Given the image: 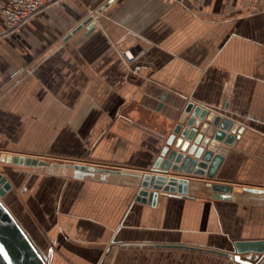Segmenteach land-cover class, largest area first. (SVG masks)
Here are the masks:
<instances>
[{
	"label": "crops",
	"instance_id": "crops-1",
	"mask_svg": "<svg viewBox=\"0 0 264 264\" xmlns=\"http://www.w3.org/2000/svg\"><path fill=\"white\" fill-rule=\"evenodd\" d=\"M7 3L0 153L63 165L25 172L19 198L35 224L13 212L44 254L63 264H244L237 243L264 241V193L217 198L209 184L264 190V0H110L91 32L68 39L80 25L71 10L46 9L7 33ZM189 102L238 127L217 147L216 178L189 176V197L137 202V175L151 171ZM77 163L114 172L66 167Z\"/></svg>",
	"mask_w": 264,
	"mask_h": 264
},
{
	"label": "water",
	"instance_id": "water-1",
	"mask_svg": "<svg viewBox=\"0 0 264 264\" xmlns=\"http://www.w3.org/2000/svg\"><path fill=\"white\" fill-rule=\"evenodd\" d=\"M96 23L89 17L76 27L65 39L87 26L91 32ZM165 93L160 103L162 108L167 99ZM191 114L190 117L188 115ZM206 122H203V120ZM234 122L221 115L189 102L182 114L174 133L167 139V144L160 152L150 172L137 175L140 189L137 202L157 205L161 193H177L189 197L190 177L206 175L209 179L217 176L223 157L215 154L219 143H230L237 133ZM242 132V129L239 130ZM230 133V134H228ZM180 137L178 138V136ZM187 153V154H186ZM0 164L36 168L44 166H63L32 156L0 154ZM66 167L82 172H114L84 164H67ZM188 176V177H187ZM190 176V177H189ZM217 198L230 199L233 191L264 193V190L251 187L233 188L230 185L209 184ZM8 177L0 172V264H49L48 257L16 218L3 198L12 189ZM238 251L246 254L237 257L244 264H264V241L237 243Z\"/></svg>",
	"mask_w": 264,
	"mask_h": 264
},
{
	"label": "rangeland",
	"instance_id": "rangeland-1",
	"mask_svg": "<svg viewBox=\"0 0 264 264\" xmlns=\"http://www.w3.org/2000/svg\"><path fill=\"white\" fill-rule=\"evenodd\" d=\"M107 3H110V0H73L70 4L63 5V3H58L47 9L67 8L71 10L72 14L79 15V22H80L79 24H82L89 17H92L95 23L97 24L98 18L100 16V12L101 13L104 12V10L107 8L106 6ZM100 27L102 28L101 24ZM125 51L126 50H122L121 53L123 54V52ZM0 154H7V153L5 152ZM10 155H14V154H10ZM30 170L31 169L27 167L0 164V172L4 173L8 177V179L10 180L13 186L12 189L3 198L4 202L12 212H20L21 216L25 221L27 220L28 223L35 224L36 223V222L34 223L35 220L31 217L29 212L27 213V210L24 209V205L23 203H21V200L19 198V194H21L20 193L21 181H24L26 179L29 173L25 174V172ZM36 170H38L39 172L40 170L42 171L43 169L40 167H36ZM34 235L37 236L38 234L35 233ZM34 241L36 242L38 247L46 254L47 247L45 246L47 244L42 246L43 242L41 240H38L37 242L34 239ZM64 260L66 259L61 260L60 257L57 258L48 257V261L50 264H63Z\"/></svg>",
	"mask_w": 264,
	"mask_h": 264
},
{
	"label": "built area",
	"instance_id": "built-area-1",
	"mask_svg": "<svg viewBox=\"0 0 264 264\" xmlns=\"http://www.w3.org/2000/svg\"><path fill=\"white\" fill-rule=\"evenodd\" d=\"M63 1L65 0H8L2 10L8 25L7 33L17 31L40 12ZM123 56L129 62L134 60L130 51L123 52Z\"/></svg>",
	"mask_w": 264,
	"mask_h": 264
}]
</instances>
